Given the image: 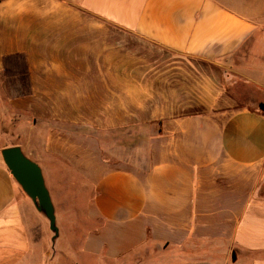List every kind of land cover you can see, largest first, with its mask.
Masks as SVG:
<instances>
[{
    "label": "crops",
    "instance_id": "crops-1",
    "mask_svg": "<svg viewBox=\"0 0 264 264\" xmlns=\"http://www.w3.org/2000/svg\"><path fill=\"white\" fill-rule=\"evenodd\" d=\"M261 103L264 0H0V264H264Z\"/></svg>",
    "mask_w": 264,
    "mask_h": 264
},
{
    "label": "water",
    "instance_id": "water-1",
    "mask_svg": "<svg viewBox=\"0 0 264 264\" xmlns=\"http://www.w3.org/2000/svg\"><path fill=\"white\" fill-rule=\"evenodd\" d=\"M1 153L14 178L32 199L36 208L48 218L55 240L59 235L56 211L41 166L28 157L20 146L6 147Z\"/></svg>",
    "mask_w": 264,
    "mask_h": 264
},
{
    "label": "rangeland",
    "instance_id": "rangeland-1",
    "mask_svg": "<svg viewBox=\"0 0 264 264\" xmlns=\"http://www.w3.org/2000/svg\"><path fill=\"white\" fill-rule=\"evenodd\" d=\"M250 105H252L253 107L255 106V104H253V103H250ZM257 107H259V105H257ZM113 138H114L115 141H117V144L116 145L120 146L121 145V137L120 136H115ZM113 138L112 137H108V139H107L106 137H103L101 139H103V141L106 140V141H108V142L111 143V141L113 140ZM17 139H18V134H16V130L14 129V127H12V125H9L8 124L7 125V132L4 133V135L0 137L1 143H8V141H10V140H17ZM59 224L60 223H59V221L57 219V226ZM89 228H90L89 227V224L84 225L82 227V230L79 232V236L81 238H86L87 237V234L89 233L88 232L89 231ZM52 234L54 235V232L51 230V236H53ZM59 240H62V239H59ZM58 242L55 245V249H57V252L61 253L60 251H63L64 249H66V252L68 253L67 257H64L65 258L64 260H61L62 261V264H107L104 261H102V258L100 256L95 261H91V259L88 256H86L85 253H82L81 252V249H78V248H77V250L79 252V259H78V261L77 260L75 261V259L73 258V256L70 254V249L65 245L66 243L61 244V242H65V239H63L62 241H60V243H58Z\"/></svg>",
    "mask_w": 264,
    "mask_h": 264
},
{
    "label": "trees",
    "instance_id": "trees-1",
    "mask_svg": "<svg viewBox=\"0 0 264 264\" xmlns=\"http://www.w3.org/2000/svg\"><path fill=\"white\" fill-rule=\"evenodd\" d=\"M259 107H260L261 110H264V103H261V104L259 105Z\"/></svg>",
    "mask_w": 264,
    "mask_h": 264
}]
</instances>
